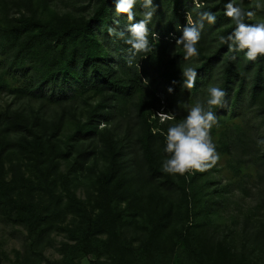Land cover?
Listing matches in <instances>:
<instances>
[{
	"label": "trees",
	"instance_id": "16d2710c",
	"mask_svg": "<svg viewBox=\"0 0 264 264\" xmlns=\"http://www.w3.org/2000/svg\"><path fill=\"white\" fill-rule=\"evenodd\" d=\"M197 1L198 7L191 4L192 0H153L156 12L148 25L153 50L135 56L124 40L108 33L110 27L116 28L117 32L125 30L129 23L125 16H117L115 0H89L84 17H58L53 23L36 17L30 1L31 4L27 5L29 15L21 14L3 25L0 23V94L50 105H62L88 94L106 95L110 104L106 108L113 117L107 118L106 115L103 120L109 122L124 116L130 108H154V103L148 99L147 86L151 79H156L165 91L171 88L183 99L178 102L185 103V108L181 104L183 109L200 103L215 112L218 124L211 129L210 135L215 139L220 156L219 170L230 181L222 192H227L240 180L253 181L256 178L264 181V145L258 141L264 117L257 126L250 123L264 114V57L250 61L244 52H232L227 43L221 42V37H227L235 29V24L224 14L229 0ZM215 1L216 4L210 5ZM143 2H136V20L143 19ZM232 2L241 7L238 0ZM203 12L214 13L216 22H204L197 45L199 55L185 59L183 46L176 45V40L183 27L189 24L186 16L198 21ZM117 20L118 24L115 23ZM245 23L258 24L250 17H245ZM215 32L219 44L206 55L210 37ZM151 33L158 34V41ZM186 66L195 68L198 74L191 89L183 86L182 72ZM144 80L148 81L147 85ZM210 86L226 91L222 107L207 105ZM169 104L178 116L171 102ZM250 114L251 117L246 119ZM173 121H166L160 134H166ZM60 129L61 120L55 124L39 119L31 122L19 113L0 111V215L7 221L24 225L30 239L42 237L46 232L42 226L48 222L37 213L33 199L26 200L24 196L20 197V193L18 196L13 193L18 189L10 185L17 182L7 183L5 186L11 190L4 191V161L7 152L13 149L31 155L37 170L44 169L42 184L54 179L60 159H70L69 168L73 173L83 170L90 151L74 149L70 144L59 148L53 140ZM139 132L138 154L142 162L136 161L134 167L128 163L131 153H124L112 138L105 141L106 171L95 178L98 211L87 218V230L94 236H107L118 263H127L131 256L124 245L117 244L122 241L119 233L123 221L121 214L114 213L118 199L130 196L136 185H156L167 191L176 185L172 176L163 171V161L159 157L161 150L151 143L150 133H146L143 127ZM128 134L131 135L132 131ZM95 137L92 131L78 129L69 140L79 143ZM22 183L24 189L29 190L27 182ZM216 204L208 199L206 209L210 210ZM171 219L170 208L161 209L155 215L152 237L147 243L152 254L158 251V240ZM82 246L88 249L86 255L92 254L94 246L89 235L83 237ZM202 264L257 263L246 258L217 257Z\"/></svg>",
	"mask_w": 264,
	"mask_h": 264
},
{
	"label": "rangeland",
	"instance_id": "374dc122",
	"mask_svg": "<svg viewBox=\"0 0 264 264\" xmlns=\"http://www.w3.org/2000/svg\"><path fill=\"white\" fill-rule=\"evenodd\" d=\"M238 1L245 12L254 13L252 20L264 23V0ZM88 3L89 0H0V23L3 25L21 14L29 15V4L36 10L35 16L48 23L58 17L76 19L87 14ZM197 3L199 5L197 0H192L191 4L196 6ZM190 21L187 15L186 23ZM216 35L215 32L210 37L206 55L218 46ZM147 87L148 99L152 100L154 108H130L127 114L109 122L103 120L106 115L113 117L106 108L110 105L106 95L88 94L62 105H50L0 94L1 112L19 113L31 122L39 119L55 124L61 120L60 132L53 140L59 148L70 144L74 149L91 153L83 170L75 173L69 168L70 159H60L54 179L42 184L44 169L37 170L31 155L16 149L7 152L4 191L11 190L5 186L7 183L17 182L10 185L18 189L13 193L16 196L20 193L26 200L33 199L37 213L48 223L42 226L46 229L42 237L30 239L24 225L7 221L0 215V264H202L217 257L246 258L264 264V181L240 180L241 183L222 192L230 181L220 172L219 163L205 172L170 174L176 183L171 191L156 185H136L130 196L118 199L114 213L121 214L123 221L119 233L122 241L117 244L124 245L130 253L127 263L116 261L106 235L94 236L87 230V218L98 211L95 178L107 167L105 141L112 138L124 153H131L128 163L134 167L136 161L142 162L138 137L143 127L150 133L151 143L161 150L159 157L163 161L168 156L164 151L166 135L160 133L166 121H161L156 114L173 113L171 102L178 118L170 127L182 121L189 111L182 108L181 104L185 108L184 102L178 103L183 99L177 93L165 91L156 79H151ZM263 115L252 120L251 125L257 126ZM250 117L251 114L246 119ZM260 126L259 142L264 141V124ZM78 129L92 131L96 137L73 143L69 139ZM23 181L27 182L29 190L24 189ZM216 190H220L217 191L220 194ZM208 199L217 202L210 210L206 209ZM169 208L172 219L158 240V251L152 254L147 243L152 237L155 215ZM88 235L94 248L92 254L86 255L88 249L82 243L83 237Z\"/></svg>",
	"mask_w": 264,
	"mask_h": 264
},
{
	"label": "clouds",
	"instance_id": "9594fccd",
	"mask_svg": "<svg viewBox=\"0 0 264 264\" xmlns=\"http://www.w3.org/2000/svg\"><path fill=\"white\" fill-rule=\"evenodd\" d=\"M136 2L137 0H115L117 16H125L129 23L125 30L119 32L114 27L108 28L109 35L117 36L130 46L132 56L153 50L149 41L148 25L156 12L153 0H144L143 19L136 20V12L134 11ZM224 14L235 24V29L227 37H221V42L227 43L232 52H244L250 61L264 57V23H245V17H251L254 13L245 12L232 0H229L225 5ZM205 21L208 24H215L216 15L211 12L201 13L198 21H190L187 26L183 27L181 36L176 40V44L183 46L185 59L199 55L197 45L201 39V30ZM115 23L118 24L119 21L117 20ZM151 36L158 41L157 33H151ZM197 75L195 68L186 66L182 72L184 88H193ZM144 84L147 85L148 81L144 80ZM168 91L171 92L172 89L169 88ZM226 95L224 89L218 86H210L207 105L222 107ZM156 115L160 117L161 121L175 120L173 113L161 112ZM217 124L218 118L211 108L206 109L200 103L192 106L182 121L167 129L164 151L168 156L162 162L163 171L172 175H184L189 172H205L214 167L220 156L210 132ZM259 143H264V141Z\"/></svg>",
	"mask_w": 264,
	"mask_h": 264
}]
</instances>
